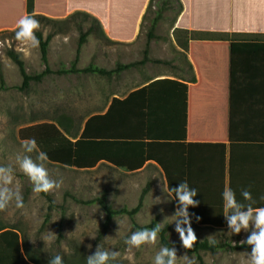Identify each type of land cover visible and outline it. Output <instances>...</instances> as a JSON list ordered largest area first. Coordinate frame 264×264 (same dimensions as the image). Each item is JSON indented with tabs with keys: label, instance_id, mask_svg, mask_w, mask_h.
Returning <instances> with one entry per match:
<instances>
[{
	"label": "crops",
	"instance_id": "crops-1",
	"mask_svg": "<svg viewBox=\"0 0 264 264\" xmlns=\"http://www.w3.org/2000/svg\"><path fill=\"white\" fill-rule=\"evenodd\" d=\"M148 2L149 0H105L101 7L92 3L83 9L74 3V0H34V15L61 21L75 12L89 13L101 23L105 35L111 41L123 45L119 51L111 49V52L115 53L116 67L119 64L126 65L143 60L145 47L141 50L139 45L136 52L137 60L129 62L126 59L130 52V44L142 36L141 23ZM180 2L183 11L173 28L164 35L158 33L156 29L157 39L152 40L148 47V59L166 64L146 62L109 78L90 75L89 113L80 118L84 120L79 133L83 131L86 121L91 118L88 130L90 137L99 141L130 139L127 137L135 131L130 128L134 124H131L129 110L134 107L124 104L123 101L131 93L161 81L140 100L144 103L152 101L153 125H157L158 134L176 137L172 138L169 150L166 149L170 159V173L177 183L186 181L190 188L196 189L198 195L195 199L199 206L189 208V211L207 213L218 211L217 202L222 197L223 189L225 186L230 187L228 175L230 42L191 40L188 43V50L184 52L174 36V31L180 29L250 34L258 35L264 40V0H180ZM24 15H27L26 0H0V32L15 30L18 19ZM180 41L184 42L183 39ZM151 48H155L157 52H150ZM95 50L92 54L96 55L90 58V64L112 70L103 66L105 59L103 54L109 52L110 48L99 47ZM256 59L257 65H261L263 61ZM259 76L258 73L253 83L254 90L260 95L264 93V78ZM193 77L195 82H192ZM178 83L187 85L184 138L181 125L185 97L184 89ZM259 101L260 104H264V99ZM139 104L137 116L144 120L146 110L144 111L143 105ZM94 117L97 119L93 121ZM263 149L261 144L255 149L256 167L251 173L249 167L242 164L248 159L249 151L242 147L235 150L234 166L237 167L238 174L236 177L232 174V190L240 199H243L242 189L250 190L253 197L261 199L264 179ZM121 152L123 156L128 155V152L123 150ZM100 167L127 177L140 176L144 181H149L148 183L163 182L166 194L169 195L167 197L170 199L171 212L175 213L177 207L167 192L164 172L157 163L147 161L138 170L129 172L125 168H114L101 161L91 169L80 171L92 172ZM227 227L225 225L222 229ZM198 229L213 228L199 226ZM23 242L21 236V244ZM28 252L39 264H49L48 258L39 249L29 248ZM0 264H11V260L0 255Z\"/></svg>",
	"mask_w": 264,
	"mask_h": 264
},
{
	"label": "rangeland",
	"instance_id": "rangeland-1",
	"mask_svg": "<svg viewBox=\"0 0 264 264\" xmlns=\"http://www.w3.org/2000/svg\"><path fill=\"white\" fill-rule=\"evenodd\" d=\"M105 0H74L83 9L97 4L102 6ZM172 17V15H169ZM40 32L43 38L53 34L48 46V65L53 71L62 66L69 68L75 58L78 32L73 26L58 29L44 23H40ZM148 22L141 25V37L130 44L128 54L129 62L137 60V45L143 50L146 41ZM157 32L167 34L170 29V21L165 20L157 26ZM140 44H138V43ZM123 45L117 43L103 54L105 68L115 67V53L111 49L121 50ZM104 46L102 42L89 36L87 43L82 47L77 67L82 69L90 64V58L95 49ZM152 53L155 48L150 49ZM8 51L18 54L24 63L25 71L30 74H38L43 71L39 46L27 49L12 36H0V165L12 166L15 170V185L19 187L23 196L25 207L16 209L13 205L5 212H0V225L4 228H15L22 236L29 248L39 249L49 260L52 256L60 254L64 261L71 264H86V257L94 254L97 245L120 253L116 261L111 264H153L155 254L161 247L158 241L155 245H143L140 248H130L124 241L135 232L128 216L114 218L111 226L103 237H99L101 225L104 220V211L97 204L85 205L84 202L99 198L103 193L106 203L113 209L134 208L141 192L149 181H144L140 176L127 177L115 171L100 167L96 171L82 172L76 169H67L45 162L49 175L53 180L61 181V187L49 193L53 201V209L48 212V202L40 195L32 191V184L19 169L16 161L17 155H31L36 158V153H24L19 130L42 123L56 122L60 117H69L72 120H80L88 115L90 94V75H51L45 77L41 83H31L27 91H19L21 76L17 66L7 56ZM157 52V51H156ZM157 54V53H156ZM149 189L145 196L140 212L134 217L139 226L149 224L156 220L163 223L165 218L172 217L170 199L164 191L163 182L158 181ZM160 198L162 203L154 204L155 199ZM163 209V212L161 211ZM49 215L47 224L41 229L42 223ZM170 226L167 234L169 242H178L179 235L175 231V224L166 221ZM194 229V228H193ZM198 241H212L209 237L215 236L218 243L241 244L246 240L248 232L242 231L239 235H228V227L225 229H194ZM47 232L54 233L57 238L48 242L45 237ZM58 234L62 237L59 238ZM94 237L95 239H93ZM105 237L112 239L105 240ZM26 240V241H25ZM88 245H92L91 249ZM178 258L189 255L182 248H176ZM245 250L218 251L215 254L201 252L204 264H246ZM195 257V256H194ZM197 261V260H196ZM177 264H184L178 260ZM198 264V262H197Z\"/></svg>",
	"mask_w": 264,
	"mask_h": 264
},
{
	"label": "trees",
	"instance_id": "trees-1",
	"mask_svg": "<svg viewBox=\"0 0 264 264\" xmlns=\"http://www.w3.org/2000/svg\"><path fill=\"white\" fill-rule=\"evenodd\" d=\"M183 11V6L180 0H149L141 25L148 22L146 30V45L143 53V60L141 62L129 63L126 65H117L112 70L98 68L93 64H89L85 68H78L77 63L82 47L87 43L89 36L93 35L95 39L102 42L104 46L116 45V42L111 41L104 33L101 23L89 13L79 11L71 14L66 19L57 21L50 20L42 16L34 15V0H26L27 15L34 16L40 23L50 25L58 31L73 26L78 32L77 48L75 58L69 68L61 67L57 71L51 70L48 65V46L53 37L49 34L46 38L40 31L36 32L39 43V52L41 63L44 66L43 71L38 74L30 75L25 71L24 63L19 58L18 54L13 51H8L7 56L17 66L22 82L18 87L19 91H27L31 83L39 84L42 80L51 75L66 76V75H97L100 77H111L114 74H119L123 71L137 68L140 65L150 62L153 64L160 62L158 60H151L147 58L149 43L156 40L155 31L157 26L162 21H170V29L176 23L177 18ZM172 15V17H169ZM17 28L13 31L0 32V36H12L16 33ZM174 36L181 46L182 50H188V43L194 41H229L230 42V68H229V165L228 175L230 176V188L232 189V177L238 174L237 167L234 166L235 150L238 147L247 149L249 151L248 159L242 164L250 169V173L255 170L256 159L255 149L258 145L264 147V104H260L259 100L264 99V93L257 94L254 89L253 80L255 77L264 78V40L258 35L250 34H227L218 32H201V31H185L175 29ZM183 39V43H181ZM256 58L262 60L261 65H257ZM188 68L191 69L190 65ZM155 82L148 87L131 93L126 100L123 101L126 105H133L130 108L129 115L131 119V130L135 132L129 135L126 141H102L97 140L88 134L90 123L92 119H88L85 123L84 129L81 133L80 128L84 119L74 121L69 117H60L56 122L42 123L32 125L19 130V136L22 140L34 138L38 145V151H43L48 156V163L57 165L67 169L88 170L93 168L98 162H106L114 168H125L129 172L138 170L147 161H153L162 169L166 179L167 192L172 196L173 201L178 206V202L174 200V193L169 192L170 188L178 187L177 183L170 173V159L168 157L169 147L171 146L174 136H161L158 134L157 125H153L154 114L152 113V101L148 100L145 103L140 100L141 97L155 87ZM169 83H176L174 81H166ZM192 82H195L193 77ZM180 84V83H178ZM184 89V111L182 120L183 136L186 133V93L187 85L180 84ZM258 95V96H257ZM114 102H118L114 100ZM113 102V103H114ZM143 105L144 120L137 116V104ZM135 105V106H134ZM262 106V107H260ZM136 108V110H135ZM140 109V108H139ZM135 112V114H134ZM140 113H142L139 110ZM134 114V115H133ZM141 115V114H140ZM97 119L96 117L93 118ZM155 121L157 119L155 118ZM132 138H138L134 140ZM173 138V139H172ZM146 140V141H144ZM162 140V141H161ZM184 140V139H182ZM167 149V150H166ZM121 150L128 152L127 156H123ZM253 160V161H252ZM250 161V162H249ZM251 166V167H250ZM263 170H264V149H263ZM233 174V176H232ZM263 193L261 199L253 197L255 204L253 207H264V179H263ZM151 187V183H147L146 187L141 192L137 205L132 209L125 207L121 209H113L106 203V196L103 193L99 198L84 202L85 205H93L97 203L104 211V220L101 225V232L99 237H103L111 226L114 218L126 215L130 218L134 231L152 228L158 223L156 220L149 224L139 226L135 223L134 217L140 212L145 196ZM48 202V212L52 211L54 205L52 198L48 194H40ZM253 196V195H252ZM241 202L248 203L237 197ZM219 204L218 211L195 213L189 211L192 218V227L198 229L199 226H209L213 229H222L227 225L226 219L223 216V199L222 197L217 202ZM200 217L197 222L196 217ZM49 215L47 214L41 229L47 224ZM170 226L165 225L159 234V243L161 246H175V248H182L189 255H194L198 264H204L200 255L201 252H209L215 254L218 251H250L251 248L246 244H229V243H213L212 241H197V244L192 250H186L182 247L180 240L178 242H169L167 234L170 231ZM59 238L62 237L58 234ZM29 247L25 242L21 244V236L15 228H4L0 225V255L11 260V264H39L38 261L33 260L29 254ZM8 261V260H7ZM64 264H71L64 261Z\"/></svg>",
	"mask_w": 264,
	"mask_h": 264
},
{
	"label": "clouds",
	"instance_id": "clouds-1",
	"mask_svg": "<svg viewBox=\"0 0 264 264\" xmlns=\"http://www.w3.org/2000/svg\"><path fill=\"white\" fill-rule=\"evenodd\" d=\"M17 31L15 39L27 49H34L39 46V39L36 32L40 30V22L32 15H24L17 21ZM24 153H36V158L31 155H17L16 161L19 169L32 184V191L35 194H48L61 187L62 180H53L45 167L48 156L43 151H38V145L34 138L22 141ZM15 170L12 166L0 165V212L7 211L13 205L16 209L25 207L23 196L18 186L15 185ZM165 191V190H164ZM169 192L174 193V200L178 202L174 215L166 217L163 223H156L152 228H145L133 232L124 243L130 248H140L143 245H155L158 241L162 226L166 221L175 224V231L179 235L181 245L186 250H192L197 244L198 238L192 228V218L189 208L199 206L195 199L198 195L196 189L190 188L186 181L180 182L178 187L170 188ZM168 195V194H167ZM169 196V195H168ZM243 201L237 199L236 193L228 186L222 192L224 217L229 229L228 235H239L242 231L248 232L246 240L241 241V245L246 244L251 248V252H244L246 264H264V207H253L256 203L252 193L248 189L241 190ZM264 199V197H262ZM154 204L162 203L160 198L154 200ZM163 212V209H161ZM200 217H196L197 222ZM215 236L209 237L215 243ZM57 236L52 232H47L45 239L52 242ZM95 239L94 237H92ZM112 239L105 237V240ZM92 245H88L91 249ZM120 253L103 248L97 245L94 254L86 257V264H111L116 261ZM178 260H183L184 264H197L194 256L184 255L178 258L175 246H161L155 254L153 264H177ZM49 264H64L60 254L52 256Z\"/></svg>",
	"mask_w": 264,
	"mask_h": 264
}]
</instances>
